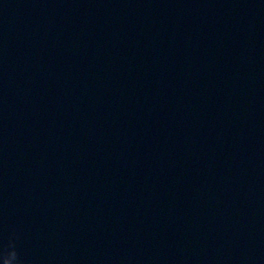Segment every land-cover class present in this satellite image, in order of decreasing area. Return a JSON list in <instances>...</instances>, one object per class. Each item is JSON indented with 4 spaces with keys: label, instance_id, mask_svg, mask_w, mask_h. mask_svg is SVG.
Instances as JSON below:
<instances>
[{
    "label": "water",
    "instance_id": "obj_1",
    "mask_svg": "<svg viewBox=\"0 0 264 264\" xmlns=\"http://www.w3.org/2000/svg\"><path fill=\"white\" fill-rule=\"evenodd\" d=\"M0 264H264V0H0Z\"/></svg>",
    "mask_w": 264,
    "mask_h": 264
}]
</instances>
